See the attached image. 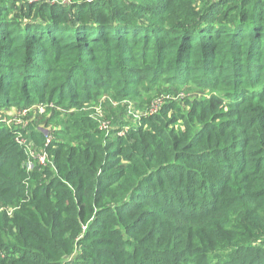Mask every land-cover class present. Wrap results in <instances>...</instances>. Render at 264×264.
<instances>
[{"label":"trees","instance_id":"obj_1","mask_svg":"<svg viewBox=\"0 0 264 264\" xmlns=\"http://www.w3.org/2000/svg\"><path fill=\"white\" fill-rule=\"evenodd\" d=\"M159 79L208 96L83 110ZM34 103L69 112L56 175L0 127V264H264V0H0V108Z\"/></svg>","mask_w":264,"mask_h":264},{"label":"rangeland","instance_id":"obj_2","mask_svg":"<svg viewBox=\"0 0 264 264\" xmlns=\"http://www.w3.org/2000/svg\"><path fill=\"white\" fill-rule=\"evenodd\" d=\"M18 3H20V1H18ZM153 91L154 95H152L154 97L150 101L146 98L139 100V102L134 99L115 101L112 98V101H109L107 100L108 96L105 95L103 96V99H99L97 102V104L103 103L102 108L99 107V105L95 106V104H93L84 107L83 110L87 112L93 110L91 115L96 121H102L103 118L107 120V113L109 111L113 112L110 114L111 116L114 114L119 116V122L115 123L112 127L113 130H116V133L114 134L123 135L125 131H127L131 126H140V119L142 117H147L151 114L157 113L158 106H165L170 103L182 105L187 100L190 102H196L199 99L208 96V92H204L194 84L190 83L185 86H174L173 84L171 85L165 82L163 79H159L153 84L151 92ZM218 93L219 95H222V97L224 96L223 93ZM138 103L142 104L143 106L139 108ZM225 103H228L226 98H224L223 101V104ZM44 105L34 103L27 108H16L9 106L0 108V127H5L9 129L11 133H13L14 140L19 144L24 157L27 159V162L24 165L25 170L31 171L35 164L38 169L47 165L52 171L55 172L56 175V170L51 159H54L53 151L56 149L55 143L61 141V137L56 136L55 133L57 129H61L63 127L62 122L64 123L67 120L68 115L66 114L69 112L64 107L55 104H49L48 106ZM180 107L183 110L185 109L183 105ZM119 109H122V111L120 114H117ZM98 128L103 129L106 135H110L111 130L109 129L110 127L106 125V122L101 123ZM158 180V177H156L155 180L152 177V180L149 182V187L158 186ZM151 190L150 188H144L142 195L145 199L153 196L154 191H152V195H149ZM164 199H166L168 203L185 201V198L180 195H170L161 198L159 197L158 201H160V204H158L156 201V205L149 207H154L155 211L157 210L160 212V205L163 207L164 204L161 202H165ZM0 211H5L8 214L12 212L10 208H1ZM102 220H105V215L103 216ZM85 228V225L82 226L83 232L85 231ZM122 233L123 236L126 237L127 235L132 239H135L134 241L138 242L143 237L141 232L137 234V236H134L133 233L129 232L128 234H125L124 232Z\"/></svg>","mask_w":264,"mask_h":264}]
</instances>
